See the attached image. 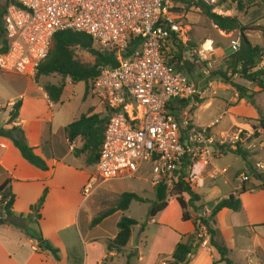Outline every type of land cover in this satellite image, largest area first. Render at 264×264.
I'll return each instance as SVG.
<instances>
[{
  "label": "crops",
  "instance_id": "1",
  "mask_svg": "<svg viewBox=\"0 0 264 264\" xmlns=\"http://www.w3.org/2000/svg\"><path fill=\"white\" fill-rule=\"evenodd\" d=\"M204 46L207 48L208 45ZM260 67H264V60ZM13 76L19 87L15 96L7 103V110L10 112L13 103L21 99L18 118L16 122L8 125V116L0 127H20L27 144L34 148L36 155L45 159L48 170L41 171L30 165L10 140L0 137V185L9 181L8 191L14 196L11 211L16 216L28 215L30 207L47 190L44 205L39 212L40 220L37 224L29 223L28 227L32 231L40 232L42 238L58 250V259L48 251H40L38 242L22 230L4 225L0 226V264H125L128 256H131L130 264H168L177 244L194 234V220L198 213L189 208L187 211L191 219L182 220L183 211L178 201L175 197H170L167 207L148 220L147 214L155 196L150 179L147 178V185L139 181L135 185L116 183L104 189L106 194L134 193L146 199V203L133 201L126 211L113 212L98 223H94L90 216L82 219L80 206L84 199H75L71 203L69 192L73 184L79 182L81 187L84 185L93 174L94 166H87L85 163L83 166H74L76 158L71 151L76 146L75 143L80 141L67 143L64 129L71 124V120L62 109L54 111L57 103L49 101L43 87L35 85L31 81L33 78ZM236 83L251 88L240 79ZM198 91L201 92L198 98L200 102L189 109L190 119L198 127L213 125L211 133L216 138L222 132L230 133L237 129L251 131L252 124L264 118V109L256 102L258 94L254 97L255 106H252L246 100L240 99L233 88L218 81L209 82L207 87H199ZM214 105L218 109L217 116L205 124L194 122L193 118L200 107L210 110ZM97 109L105 113L101 104H98V108L88 107L76 120L82 115L98 114ZM216 121L218 122L215 124ZM46 142L51 146L48 152L52 153L53 158L47 159L44 155L42 146ZM255 151L251 150L249 153L252 166L256 163L264 164V145H259ZM254 157L258 159L254 160ZM215 159L208 165L191 163V179L187 181L200 198L195 206L213 207L230 195L237 197L241 202L240 211L221 210L216 216L208 218L209 228L215 233L214 240L229 251L233 264H264V187H260L261 182L255 178L256 183L251 182L252 177L249 176L245 162L241 170L231 166L219 169L213 165ZM197 165L202 169H197ZM242 175H247L248 181L242 182ZM133 180L137 181V178ZM247 185L249 186L246 187ZM144 193L150 198H145ZM183 198L188 200L187 196ZM134 204L144 206L143 218L129 216ZM101 213L103 212L98 215ZM117 213L121 216L119 220L127 216L138 223L131 228L128 245L120 253L108 250L109 243L118 232L119 220L114 223V228L106 226L109 218ZM145 219L147 222L144 223V231L140 232V226ZM189 264L224 263L220 262V255L208 242L207 245L200 246L196 255L190 258Z\"/></svg>",
  "mask_w": 264,
  "mask_h": 264
},
{
  "label": "built area",
  "instance_id": "2",
  "mask_svg": "<svg viewBox=\"0 0 264 264\" xmlns=\"http://www.w3.org/2000/svg\"><path fill=\"white\" fill-rule=\"evenodd\" d=\"M226 1L13 0L6 6L2 25L7 47L0 50L2 73L35 77L54 35L65 30L84 33L102 50L115 54L117 66L102 68L89 89L108 121L94 172L81 188L84 201L104 183L135 179L146 165L150 166L153 187L163 183L172 189L182 162L208 165L222 155L217 145H229L233 151L238 144L244 145V137L250 133L237 129L216 138L211 133L213 125L192 123L189 109L197 105L201 92L175 67L179 61L169 56L187 41V30L176 22L172 10L181 3L200 4L218 16L231 17ZM134 40H139L137 48L125 56ZM239 47L240 39L232 40L230 53ZM189 56H194L193 50L185 52L179 64ZM202 58L201 53L197 62ZM183 103L186 106L180 107ZM257 132L263 135L264 145V131L259 128ZM259 143L253 141L244 147L255 150ZM255 170L264 174V164L256 163ZM240 178L248 181L247 175ZM197 213V237L205 246L209 235L199 219H208L211 207Z\"/></svg>",
  "mask_w": 264,
  "mask_h": 264
},
{
  "label": "trees",
  "instance_id": "3",
  "mask_svg": "<svg viewBox=\"0 0 264 264\" xmlns=\"http://www.w3.org/2000/svg\"><path fill=\"white\" fill-rule=\"evenodd\" d=\"M13 0H8L6 6L12 3ZM250 2H256L264 6V0H248ZM191 5V4H189ZM5 6V8H6ZM203 14L212 22V24L221 32L231 33L233 31H239L240 47L238 51L230 53L227 59L224 61L222 68L216 71H211L209 82L218 81L224 85L233 88L240 99L246 100L252 106H255L254 97L259 93H264V67H260V64L264 60V47L251 42L248 36L245 34L248 32H260L264 35V29L256 25L252 29L245 28L240 25L239 21L235 17H222L212 13V9L209 7L196 4ZM4 11L0 10V38L1 47L0 50H5L7 47V41L4 37V30L2 25V18ZM173 37H175L173 35ZM139 40L131 42L125 56L129 55L133 50L137 48ZM96 45L91 37L84 33H78L71 30L60 31L54 35L49 53L46 59L40 64L34 77L35 83H37L40 77H49L52 75H58L63 80L70 78L72 82L85 83V95L89 93L91 83L99 76L102 68L110 67L115 68L117 66L114 52L107 50H100L94 47ZM80 49L88 52L94 58V62L91 65H83L75 59V50ZM191 49H187L186 45H177V50H171L169 56L182 62L185 52ZM196 59L194 57H187L183 61V65L179 62L175 66L177 69L183 70L188 76L189 72L193 71ZM171 62H173L171 60ZM234 77L245 81L251 88L244 87L233 81ZM43 90L46 93L48 99L52 103H58L64 90V84L55 85L47 84L43 86ZM198 102V100H197ZM200 102V101H199ZM187 103L179 104L180 107H185ZM21 106V101L17 100L13 103L12 109L9 112V119L7 124H13L18 118V112ZM178 106V105H177ZM176 107V106H175ZM108 116L105 114L101 117L99 114L82 115L78 120L69 124L64 129L65 139L68 144H73L79 140L81 146L73 150L74 156H85L84 163L87 166H94L98 160V154L102 145L104 132ZM259 127L264 131V118L258 120ZM256 128V127H255ZM0 137L6 138L11 141L13 146L19 151L21 157L30 165L36 167L41 171H47L48 166L45 159L38 156L34 152V148L30 147L24 137V133L20 127L12 126L10 129L0 127ZM222 154L231 153L241 157L249 173L253 174V177L261 182L260 187H264V174L254 172L253 166L249 161V153L245 151L241 144L237 145L235 151L231 150L229 145L218 146ZM51 146L48 142L44 143L42 150L45 157L53 158L52 153L49 154ZM192 164L184 161L181 164L180 176L174 182L172 189H168L165 184H160L153 187L155 199L151 202V207L148 211V220L154 218L157 214L162 212L168 205V199L175 197L178 201L183 214L182 220L188 221L191 219L188 209L191 208L195 212L200 211L201 208L196 207L195 203L200 201L198 195H196L187 180L191 179ZM255 168V167H254ZM9 181H5L0 185V199L4 202L2 215H0V226H13L22 230L28 237L38 242V249L40 251L50 252L55 259H58V250L55 249L48 241L44 240L40 232L32 231L28 224L31 222H37L40 220V214L47 190H44L38 202L30 207V213L26 216H16L12 213L11 209L14 202L13 194L8 191ZM184 196L188 197V200H184ZM146 203L147 200L129 192H124L119 195L116 205L111 211L99 214L94 219V223H98L104 218L108 217L111 213L121 211L124 212L128 209L131 202ZM227 209L232 212H239L241 209L240 200L234 195H230L226 199L220 200L216 205L211 207L210 219L221 210ZM34 213V215H33ZM200 222L206 227L209 235V244L220 255V262L224 264H233L229 258V251L218 244L214 240V231L209 228L208 219H199ZM23 222H25L23 224ZM196 224V219L194 220ZM138 225V223L127 217H122L117 223L118 232L115 239L109 243L108 250L120 253L128 245L131 228ZM145 224H141L140 232L144 231ZM198 229L195 226L194 234L189 236L186 241H182L177 244L175 250L171 256V260L168 264H189L190 258L196 255L198 249L201 246V239L197 237ZM131 256H128L125 264H130Z\"/></svg>",
  "mask_w": 264,
  "mask_h": 264
},
{
  "label": "rangeland",
  "instance_id": "4",
  "mask_svg": "<svg viewBox=\"0 0 264 264\" xmlns=\"http://www.w3.org/2000/svg\"><path fill=\"white\" fill-rule=\"evenodd\" d=\"M8 0H0V10L4 11L5 6ZM181 6L172 10L171 13L177 17L176 22L187 30L186 33V48L193 50V57L196 59L193 71L189 72V79L195 85L196 89L205 88L209 84V77L211 71H216L217 69H221L224 61L227 59L230 52V42L234 39H239V31H233L231 33H224L218 30L212 22L203 14L200 8H197L194 5H186L181 3ZM225 9L231 10V17H235L241 26L252 29L256 25L262 27L264 29V6L256 3L250 2L248 0H227L225 3ZM249 40L255 44L264 47V35L260 32H246L245 33ZM0 38V47H1ZM204 44H207V48ZM96 49L101 48L97 45H94ZM229 48V50H228ZM204 55L202 60L197 62V58H199L200 54ZM75 59L82 63L83 65H91L94 62V58L91 54L86 51L76 49L75 50ZM15 77L11 74H6L0 72V126H3L5 119L9 116V110H7V103L10 102L11 98H13L18 90L19 84L14 81ZM238 79V78H237ZM237 79H233L234 82ZM37 86H45L47 84H55L60 85L64 84L63 95L60 99V102L54 106V111L61 110L68 115V119L71 120V123L76 120L80 116L81 113L85 112V110L94 106L98 108L99 100L95 97H92L89 93L85 95V83L83 82H72L70 78L62 79L58 75H52L49 77H40L35 83L34 77L31 79ZM203 81V82H202ZM217 82V81H212ZM209 97V96H208ZM198 100V99H197ZM21 101V99H20ZM199 102V100H198ZM207 100L204 102V104ZM256 102L262 106L264 109V93L258 94L256 97ZM12 109V107H11ZM98 110V109H97ZM11 111V110H10ZM98 114L103 117L105 113L97 111ZM218 114V109L216 105L213 106L210 110L205 109L204 107H200L199 110L195 113V118H193L195 123L205 124L209 120L213 119ZM75 122V121H74ZM253 128L251 131H243V133H250V136L244 137V145L251 144L254 142H260L256 149H258L259 145L263 141V135L260 136V133L257 132L259 129L258 123H253ZM256 127V128H255ZM242 131V130H241ZM252 133V134H251ZM78 141V140H77ZM75 147H73L71 153L74 155L73 150L77 147L81 146V143L76 142ZM244 145H241L242 148L250 152L255 151L253 149L246 150ZM256 152V151H255ZM251 153V152H250ZM74 166H83L85 156L81 155L79 157H75ZM254 160L258 158L254 157ZM251 161V160H250ZM213 165L219 169L227 168L229 166L241 170L244 168V160L236 156L234 154L228 153L226 155H222L217 157L213 161ZM255 164H253L254 172ZM197 169L201 170L202 167L197 165ZM228 175V174H227ZM263 175V174H262ZM252 183H256L253 174L249 175ZM136 180H123L116 182H107L100 186V188L89 198V200H85L82 202L80 206V216L83 219L86 216H90V219H96L100 212H108L111 211L117 203L119 194H106L104 189L108 188L109 185L112 184H136L143 183L147 185L146 179H150V166L146 165L136 176ZM257 180V179H256ZM247 185L246 187H248ZM71 192H69V198L71 203L75 199H82L80 194L81 185L78 183L73 184L71 186ZM143 196L149 199V195L144 193ZM87 201V202H86ZM2 200L0 199V215H2L3 205ZM144 206L141 204H134V207L130 210L129 216L133 218L140 219L144 216ZM98 215V216H97ZM120 213H117L109 218L106 222V226L110 228L111 226L114 228V223L117 222L120 218ZM127 217V216H125ZM143 223L147 222L145 219Z\"/></svg>",
  "mask_w": 264,
  "mask_h": 264
}]
</instances>
